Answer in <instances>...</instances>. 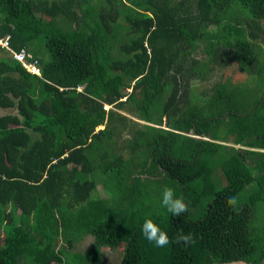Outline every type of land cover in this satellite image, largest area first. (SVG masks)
Instances as JSON below:
<instances>
[{"label": "trees", "instance_id": "1", "mask_svg": "<svg viewBox=\"0 0 264 264\" xmlns=\"http://www.w3.org/2000/svg\"><path fill=\"white\" fill-rule=\"evenodd\" d=\"M263 34L264 0H0V264H264V92L221 72L263 73Z\"/></svg>", "mask_w": 264, "mask_h": 264}, {"label": "rangeland", "instance_id": "2", "mask_svg": "<svg viewBox=\"0 0 264 264\" xmlns=\"http://www.w3.org/2000/svg\"><path fill=\"white\" fill-rule=\"evenodd\" d=\"M244 12H246V10L244 9ZM59 26V28L63 29L64 27L61 24H57ZM69 27L71 28V26L69 25ZM263 37H261V39L258 40L259 44L261 45L262 49L264 50V34L262 35ZM263 57V56H262ZM252 72H240L238 70V68L235 67V63L233 62L230 66L224 68L221 72L223 73V76H226L227 78L230 79V81L235 84L238 83L240 81H244V83H248L247 85H252V87H247L249 90L253 91L251 93L244 91L242 93H240V102H242L241 105H247V104H251L252 99L250 95L253 94H261L262 92H264V83H261L260 79H264V72L262 73L261 71H256L252 68ZM217 71L213 72L212 75L213 76H217ZM249 73V74H248ZM214 78V77H213ZM191 84V86H193L192 90L196 93V100L199 99V101H203L205 99V96L203 97V95L201 94V92L208 86V83L206 82H202V81H195V80H191L189 82ZM239 98V97H238ZM249 99V100H248ZM13 109H1L0 108V115L4 114V113H9L12 112ZM125 134V133H124ZM122 135V138H126V135ZM224 143H227L228 145L231 144V140L229 138H225V140H223ZM121 147V146H120ZM166 185L168 184L170 187H175V185L171 184V183H165ZM163 188H160V191L162 192ZM96 190L98 192L99 195L105 194L104 191L101 190L100 186L97 185ZM258 211H260V209H256ZM91 241V238L89 236H86L83 238L82 242H80L79 244L75 245V249H77L78 251L83 250L84 246L88 245L89 242ZM120 252L119 256L117 257V252L115 251H110L108 249H104V264H127L128 260H129V255H127L126 250L122 251V248H120ZM108 251V252H107ZM226 264H244L242 262H232V263H226Z\"/></svg>", "mask_w": 264, "mask_h": 264}, {"label": "clouds", "instance_id": "3", "mask_svg": "<svg viewBox=\"0 0 264 264\" xmlns=\"http://www.w3.org/2000/svg\"><path fill=\"white\" fill-rule=\"evenodd\" d=\"M199 137V136H195ZM162 206L171 213L174 217H180L187 213L188 205L185 203L182 197H178L175 194V190L169 186H164L162 189ZM237 203L236 197L230 196L227 199V204L230 207H235ZM141 232L144 238L152 243L155 247L163 248L169 243H183L185 246L192 242L191 233H177L171 240L168 234L161 230V228L150 218H146L141 225Z\"/></svg>", "mask_w": 264, "mask_h": 264}, {"label": "built area", "instance_id": "4", "mask_svg": "<svg viewBox=\"0 0 264 264\" xmlns=\"http://www.w3.org/2000/svg\"><path fill=\"white\" fill-rule=\"evenodd\" d=\"M0 47L8 49V44L6 39H0ZM9 57L13 60L18 61L28 72L39 75V68L35 59H32L30 54L24 49L19 51H9Z\"/></svg>", "mask_w": 264, "mask_h": 264}, {"label": "crops", "instance_id": "5", "mask_svg": "<svg viewBox=\"0 0 264 264\" xmlns=\"http://www.w3.org/2000/svg\"><path fill=\"white\" fill-rule=\"evenodd\" d=\"M225 144H227V143H225ZM147 174H143V176H146ZM142 179V178H141ZM221 182H222V179L220 178V180L218 181H216V184H218V186H220L221 185ZM172 188H176V187H172ZM214 189V188H213ZM101 190H102V188H101ZM214 190H216V189H214ZM103 191V190H102ZM99 195V194H98ZM100 197H107L106 196V194H102V195H99Z\"/></svg>", "mask_w": 264, "mask_h": 264}, {"label": "flooded vegetation", "instance_id": "6", "mask_svg": "<svg viewBox=\"0 0 264 264\" xmlns=\"http://www.w3.org/2000/svg\"><path fill=\"white\" fill-rule=\"evenodd\" d=\"M198 139H201V140H209L207 137L205 136H199Z\"/></svg>", "mask_w": 264, "mask_h": 264}]
</instances>
